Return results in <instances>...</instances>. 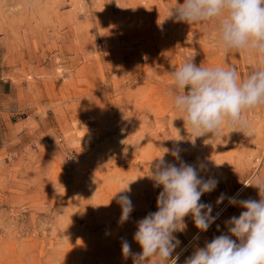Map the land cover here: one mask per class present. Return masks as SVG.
<instances>
[{"label":"rangeland","instance_id":"374dc122","mask_svg":"<svg viewBox=\"0 0 264 264\" xmlns=\"http://www.w3.org/2000/svg\"><path fill=\"white\" fill-rule=\"evenodd\" d=\"M177 3L0 0V264H133L122 241L141 252L136 223L157 210L162 190L148 176L177 146L183 162L218 181L201 202L219 214L204 233L185 218L177 264L239 216L227 197L259 199L245 184L264 179V107L244 113L245 131L195 138L168 96L186 60L242 77L256 61L223 54L214 23L176 22ZM123 194L133 211L120 224Z\"/></svg>","mask_w":264,"mask_h":264},{"label":"clouds","instance_id":"9594fccd","mask_svg":"<svg viewBox=\"0 0 264 264\" xmlns=\"http://www.w3.org/2000/svg\"><path fill=\"white\" fill-rule=\"evenodd\" d=\"M170 16L188 25L214 23L215 44L223 54L244 53L256 61V67L242 77L234 66H198L193 58L186 60L171 73L168 96L173 111L195 138L218 135L223 128L245 131L244 113L264 107V0H183ZM166 154L178 166L167 162ZM155 160L148 177L162 190L157 210L136 223L133 240L141 252L133 253L127 240L121 245L122 255L131 257L133 264H177L179 256L173 253L181 241L175 233L186 230L185 218L190 216L195 228L204 233L219 215H213L211 204L201 202L218 185L214 177L200 175L204 165L183 162L179 146L166 149ZM245 187L255 188L259 199L227 197L230 206L242 209L239 216L226 220V231L205 241L203 247L195 244L184 264H264V179H254ZM128 191L127 187L112 198ZM225 198L221 194L216 204ZM117 203L123 224L133 211L132 201L123 194Z\"/></svg>","mask_w":264,"mask_h":264}]
</instances>
